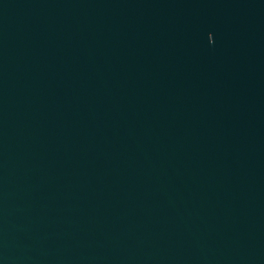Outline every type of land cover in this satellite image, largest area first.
<instances>
[{
    "label": "water",
    "instance_id": "obj_1",
    "mask_svg": "<svg viewBox=\"0 0 264 264\" xmlns=\"http://www.w3.org/2000/svg\"><path fill=\"white\" fill-rule=\"evenodd\" d=\"M0 264H264V0H0Z\"/></svg>",
    "mask_w": 264,
    "mask_h": 264
}]
</instances>
